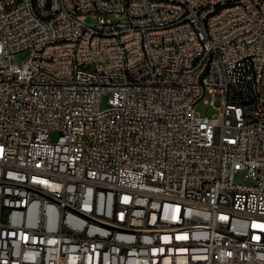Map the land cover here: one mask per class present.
Wrapping results in <instances>:
<instances>
[{"label":"built area","instance_id":"built-area-1","mask_svg":"<svg viewBox=\"0 0 264 264\" xmlns=\"http://www.w3.org/2000/svg\"><path fill=\"white\" fill-rule=\"evenodd\" d=\"M263 63L264 0H0V264H264Z\"/></svg>","mask_w":264,"mask_h":264},{"label":"rangeland","instance_id":"rangeland-1","mask_svg":"<svg viewBox=\"0 0 264 264\" xmlns=\"http://www.w3.org/2000/svg\"><path fill=\"white\" fill-rule=\"evenodd\" d=\"M108 18L113 23L117 22V20L114 17H112V16H109ZM88 23H92V21L88 20ZM29 56H30V52L29 51L18 53V54L13 56V58L10 60V63L13 64V65L20 66L29 58ZM107 99H108V96H104L102 98L101 103H100V109H105L106 108ZM205 100H207V102L210 101V97L205 96L204 99H202L200 102H198L196 104V106H195V112L197 114L201 115V116L212 117L216 113V111L214 109H212V107L210 105L205 104L204 103ZM50 137H51V139H54L56 137V134L52 133ZM245 174L246 173L244 171L239 172L238 174L235 175L234 181L236 183L243 184V185L250 184V182H248L245 179Z\"/></svg>","mask_w":264,"mask_h":264},{"label":"bare ground","instance_id":"bare-ground-1","mask_svg":"<svg viewBox=\"0 0 264 264\" xmlns=\"http://www.w3.org/2000/svg\"><path fill=\"white\" fill-rule=\"evenodd\" d=\"M71 5H78V0H71ZM31 14L33 15H49V8H38V4H31ZM89 17L93 20H102V11L98 9H89ZM209 60V51H202L201 61ZM260 77H264V63L259 67ZM126 88H133V81H126ZM106 232L119 231V223L105 224Z\"/></svg>","mask_w":264,"mask_h":264}]
</instances>
